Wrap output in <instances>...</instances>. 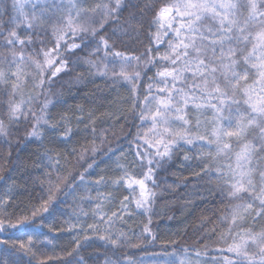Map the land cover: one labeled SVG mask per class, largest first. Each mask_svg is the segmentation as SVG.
Wrapping results in <instances>:
<instances>
[{
    "label": "snow or ice",
    "instance_id": "obj_1",
    "mask_svg": "<svg viewBox=\"0 0 264 264\" xmlns=\"http://www.w3.org/2000/svg\"><path fill=\"white\" fill-rule=\"evenodd\" d=\"M143 32L149 41L144 53L129 56L116 50L123 37L138 40ZM0 48L9 53L0 56V142L8 146L9 156L12 129L19 130L22 124L30 126L26 140L35 138L43 144L46 135L59 134L62 142H71L68 117L54 123L49 114L50 106L62 103L50 98L57 77H70L78 66L86 65L90 77L111 79L114 85L126 81L140 121L135 139L143 145L138 143L135 152L139 173L119 165L123 174L111 181L129 192L120 211L128 213L134 202L136 209L151 212L156 171L172 160L175 151L192 146L193 155L183 159L195 161L188 165L198 181L192 185L193 194L200 200L227 202V211L212 229L224 245L218 249L221 258L206 264H264V0H96L91 6L88 0H0ZM149 66L154 75L148 77L141 99L136 90ZM84 79L80 73L66 84ZM79 111L76 120L95 134L92 114L85 122L83 108ZM96 151L91 149L93 156ZM72 152L76 154V149ZM44 158L47 170L38 180L46 185V196L23 207L10 204L12 196L0 198V264L52 260L48 253L56 246L50 236L60 230L54 225L66 215V198H74L85 183L83 172L64 175L60 156L51 149L45 150ZM79 158L84 159L83 152ZM93 164L95 159L84 172ZM103 199L111 202L110 194ZM96 209L97 223L74 233L71 250L57 254L58 259L70 258L62 264H89L82 254L88 249L99 258L96 240L87 230L106 249L101 264H196L179 259L174 250L141 248L145 241L157 239L147 225L139 242L132 243L123 231H113V218L123 220L122 215L115 211L108 215L100 203ZM72 215L79 221L75 210ZM64 223L69 230L78 227ZM219 225L223 228L217 233ZM128 248L144 255L139 260L117 255Z\"/></svg>",
    "mask_w": 264,
    "mask_h": 264
},
{
    "label": "trees",
    "instance_id": "obj_2",
    "mask_svg": "<svg viewBox=\"0 0 264 264\" xmlns=\"http://www.w3.org/2000/svg\"><path fill=\"white\" fill-rule=\"evenodd\" d=\"M95 2L96 0H88L89 6ZM6 3H10V0H6ZM126 18L127 12L121 18V24ZM7 19L6 14L4 20ZM147 47H149L147 33L143 32L138 40L123 37V42H117L116 50L125 52L129 56H139L145 52ZM160 49L163 51L164 45H161ZM152 54L155 55V51ZM8 55L6 49L0 48V56ZM80 73H83L87 79L71 86L66 84L67 81L75 80ZM153 75L154 70L151 66L146 74L142 72V78L136 90L137 96L141 99L149 83L148 77ZM129 89L130 85L126 81L114 85L111 79L88 76L86 65L78 66L70 77L56 78L52 88L53 95L50 96L54 102L62 100V103L57 104L55 108L50 106L49 114L54 123L58 122L61 116L68 117L69 126L73 130L71 142H62L59 134L46 135L43 144L35 138L26 140L25 131L30 126L24 124L19 126V130L15 127L12 129L9 137L12 141L10 156L8 146L0 142V177H2L0 198L7 199L8 196H12L13 199L9 200L10 204L14 203L18 207H23L25 204L36 203L41 197L46 196V185L38 180V178H43L47 170L45 168L47 161L44 158L46 149H51L52 154H59L60 166L64 175L67 176L69 173L75 175L78 172H83L85 175V183H82L76 196L66 198L68 200V203L64 205L66 215L58 217L54 225L60 230L50 236L56 247L54 252L49 251L48 254L52 255L53 259L47 264H62L63 259H70L65 257L58 259L57 254L62 250H71L74 233L80 232L81 228L86 229L88 224L97 223L98 218L95 216L97 203H100L101 208L108 215L115 211L123 216V220L113 218L116 221L113 231H123L132 238V243L139 242L137 238L141 236L145 225L151 229V233L157 239L151 244L145 241L141 244V248L147 245L150 251L159 252L163 248L169 251L174 250L178 257L190 258L192 259L190 261H195L196 264H206L208 261L221 258L218 255V249L223 248L224 245L217 242L212 229L217 218L227 211V202L222 204L217 198L210 199V201L200 200L193 194L192 185L198 181L192 176V170L188 165L195 161H184L183 159L185 154L190 157L193 155L190 150L192 146H184L175 151L172 160L163 163V166L156 171L155 181L158 187L153 189L156 196L151 212L144 213L143 210L136 209L134 202L129 205L128 213L120 211L121 201L129 192L126 186L118 188L112 185L111 181L123 174L119 165L128 167L132 174L139 173L140 168L134 163L137 160L135 152L138 150V143L143 145V141L137 142L135 139L137 131L140 130L138 128L140 121L137 108L133 107V94ZM0 98H3L2 95ZM80 108H83L85 122H88V113L92 114L94 123L90 124V127H95V134L85 130L84 123L76 120V117L81 115ZM2 111L3 106L0 105V112ZM143 131L147 129L144 128ZM2 139L0 137V141ZM94 147L97 151L93 156L91 149ZM73 148L76 149V154H73ZM81 152L84 153L83 160L79 158ZM93 159H95L93 167L88 172H84L87 163ZM101 177L104 179L97 185L95 182ZM146 183L150 188L153 187L150 182L146 181ZM109 194L111 202L103 199ZM13 210L15 209H9V211ZM74 210L79 216V221L73 218ZM149 216L151 224H148ZM66 220L77 223L78 227L69 230L68 224L64 223ZM100 227L103 228L104 225ZM222 228L223 225L217 226V233ZM87 231L96 240L100 256L96 258L92 255V249L82 250V254L89 264H101L106 249L103 247V242L99 241L91 230ZM144 235L147 236V233ZM205 236L210 239H203ZM182 249L187 251H181ZM107 252L108 255H112L111 249H107ZM197 253L200 254L199 257ZM117 255H129L139 260L144 253L140 249L128 248L119 250Z\"/></svg>",
    "mask_w": 264,
    "mask_h": 264
},
{
    "label": "rangeland",
    "instance_id": "obj_3",
    "mask_svg": "<svg viewBox=\"0 0 264 264\" xmlns=\"http://www.w3.org/2000/svg\"><path fill=\"white\" fill-rule=\"evenodd\" d=\"M179 259L183 260L184 258L179 257ZM185 259L192 260L190 258L185 257Z\"/></svg>",
    "mask_w": 264,
    "mask_h": 264
}]
</instances>
